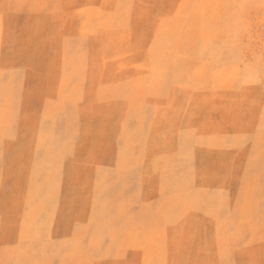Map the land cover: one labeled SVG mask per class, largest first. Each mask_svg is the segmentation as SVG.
<instances>
[{
    "label": "rangeland",
    "instance_id": "1",
    "mask_svg": "<svg viewBox=\"0 0 264 264\" xmlns=\"http://www.w3.org/2000/svg\"><path fill=\"white\" fill-rule=\"evenodd\" d=\"M0 264H264V0H0Z\"/></svg>",
    "mask_w": 264,
    "mask_h": 264
}]
</instances>
